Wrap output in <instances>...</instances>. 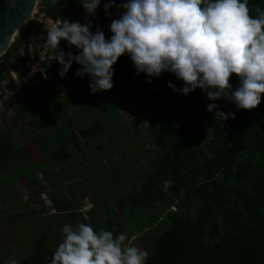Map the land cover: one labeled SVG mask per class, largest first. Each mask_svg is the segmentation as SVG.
Wrapping results in <instances>:
<instances>
[{
  "label": "trees",
  "instance_id": "obj_1",
  "mask_svg": "<svg viewBox=\"0 0 264 264\" xmlns=\"http://www.w3.org/2000/svg\"><path fill=\"white\" fill-rule=\"evenodd\" d=\"M109 2L101 0L95 16H89L80 0H57V4L42 0V5L48 17L91 23L93 32L99 26L110 38L113 19L107 20L104 8ZM122 2L126 0H116L117 6L110 9L117 17L124 11L118 7ZM248 6L255 16L256 7L264 9V0H248ZM32 25L27 22L1 56L0 72L5 64L22 67L18 48ZM40 39L38 34L36 41ZM59 48L63 49L61 45ZM71 48L73 54H78L75 46ZM61 67L57 61L43 63L15 103L16 118L0 125V186L27 178L40 188L34 174L41 167L8 139L14 127L23 124V129L28 124L30 130L25 133L35 135L32 140L49 165L64 167L79 160L82 190L98 203L82 212L75 189L67 184L69 179H75L72 169L64 170L66 176L57 175V185L49 191L54 194H47L55 213L33 223V231L26 234L31 239L30 251L16 264H50L62 240V226L85 223L88 217L95 219L92 227L96 231L103 228L114 234L126 233L129 238H142L149 231L147 264H264V94L260 105L252 110L237 109L233 102L224 99L211 101L199 88L184 95L168 87L169 82L179 89L184 86L170 72L157 78L138 75L127 53L113 65L114 87L95 94L89 87V76L75 75L81 65L73 62L64 78L58 74ZM42 71H46L47 79ZM239 82L233 74V91ZM210 103H216L225 113H235V118L215 119L214 112L207 111ZM77 105L91 114L99 111L101 116L79 127L70 112ZM130 107L134 109L126 120L120 113ZM107 119L128 124L134 133L147 136L154 145L144 153L154 160L131 174L133 188L127 186V178L131 177L129 167L141 163V157L135 154L113 166L108 187L89 190L85 184L88 174L84 176L83 170L91 163L83 146L105 154L98 167L109 163V153L100 145L90 144V140L106 131ZM117 133L122 134L121 127H117ZM13 168L17 172L9 180L7 171ZM168 180L171 186L165 190ZM4 191L0 201L12 196ZM100 191L105 194L99 195ZM36 215L22 212L17 214V220H7L32 226L27 221ZM125 220L132 225L124 224ZM40 227L41 232L36 234Z\"/></svg>",
  "mask_w": 264,
  "mask_h": 264
},
{
  "label": "clouds",
  "instance_id": "obj_2",
  "mask_svg": "<svg viewBox=\"0 0 264 264\" xmlns=\"http://www.w3.org/2000/svg\"><path fill=\"white\" fill-rule=\"evenodd\" d=\"M57 4V0H52ZM89 16H95L101 0H80ZM116 0L104 5L106 15ZM124 11L109 25L110 38L99 26L57 19L47 27L45 48L62 65L64 78L73 62L81 65L77 77H90L93 94L114 87L113 65L127 53L137 71L157 78L167 71L183 81L179 89L188 95L203 90L211 101L228 100L237 109L252 110L264 94V9L250 14L248 0H126L118 5ZM87 19V17H86ZM62 40L79 51L73 54L59 48ZM47 79L46 71H42ZM235 74L239 85L232 90ZM152 83V80L148 81ZM215 119H234L216 103L207 105ZM171 181H165V190ZM62 240L50 264H147L149 252L126 243V233L99 231L87 223L62 226ZM8 264H16L9 261Z\"/></svg>",
  "mask_w": 264,
  "mask_h": 264
},
{
  "label": "rangeland",
  "instance_id": "obj_3",
  "mask_svg": "<svg viewBox=\"0 0 264 264\" xmlns=\"http://www.w3.org/2000/svg\"><path fill=\"white\" fill-rule=\"evenodd\" d=\"M18 32L15 36H18L22 32V30H19ZM29 44L32 45L31 42H29ZM9 78V72L5 67L0 72V82H7ZM16 106L17 104H10L6 106V109L4 108V110L1 112V127L6 123L8 124L12 119L16 118L14 111V107ZM70 112L75 117L76 123L79 127L89 125L94 120L99 118V116H101V113L99 111H96L95 113L91 114L85 111L79 105H77L76 110L71 109ZM29 119L30 117L27 118V120ZM141 119L144 120L143 118ZM105 123L108 127L106 131L102 135L90 140V144L102 146L103 149L109 153V163L100 165L98 167L97 163L104 162L102 155L104 156V158H106L105 154L101 152L100 154H98L96 150L88 149L87 147L83 146V148L86 149L85 157L91 163L90 166H87L89 164H86L85 169L83 170L84 176L88 174L86 180L84 181L89 190H91L93 187L98 186L108 187V184L112 182L111 180L113 179V166L122 161H125L131 156H134V154L138 157H141V163L136 166L129 167L128 176H131L135 169L141 166L147 167L149 161L154 160V157L146 156L144 154L146 151L152 150V148L154 147L153 143L147 136L142 135L141 133H134L131 128H129L128 124L124 122H119L113 119H107L105 120ZM22 125L23 124H19L17 127H14V131L8 134V139L9 141H11V143L16 149H19L25 154H28L32 160V163H37L39 167H41L39 172H36L34 174L40 188H38L36 184H34L27 178H21L18 181H10L9 184H3L2 186H0V193L2 191L5 192L4 190H7L8 193L12 194V196L7 197L5 201H0V264L5 261H15L16 263H18L20 259L25 257L30 251L31 239L26 234L28 231H33L34 222L44 221L47 218L48 214L50 215L55 213V211L52 209L51 201L48 198L47 194H54V191H49L56 187V176L59 175L61 177L64 173V170L70 168L72 169V174L75 175L74 180H70L68 178L69 181H67V184H69V187L75 189V193L79 200L82 212L85 213L87 210H90L92 206H95L98 203L97 200L93 202L90 198L91 195H89L88 193H84L82 190L84 186L80 182L81 180L79 179V177H81L79 174L81 171V167L78 166L79 160L74 159L73 161L67 163L64 167L49 165L45 161V156H42L38 147L34 144L32 140L35 135L33 133L31 135H27L25 133V131L30 130V126H28V124H25L23 126L24 128L22 129ZM117 127H121L122 134L117 133ZM125 135H127L128 138L125 139ZM116 152H118L119 155H116ZM14 172H17L15 168H13V170L9 169L7 171V178L9 180L14 175ZM66 175L67 174H65V176ZM133 178L134 175L127 178V186H129L130 188H133ZM63 184L65 185V183ZM97 189L98 188H96V190ZM109 189H111V187L107 189V192H109ZM104 194V191H100L99 193V195L102 196ZM25 200H27V202H25ZM21 204H26V207H22ZM44 209H46V211H43ZM22 212L37 213V215L32 218V221H27V224L29 225V223L31 222L32 226H27L26 224L22 226L19 222L15 223L13 221H8L11 219L17 220V214H20ZM97 213L98 212H96L95 215ZM94 221L95 219L93 217H88L85 223L90 224L92 226ZM124 224H128L129 227L130 225H132L129 220H125ZM41 230L42 227H40L39 230L35 233L39 234ZM149 237L150 233L148 231L145 232V236H143L142 238H139L138 236L134 238L128 237L129 239L126 241V243L130 246L138 247L141 250L149 251V248L146 245V238L149 239ZM22 242H24V245Z\"/></svg>",
  "mask_w": 264,
  "mask_h": 264
},
{
  "label": "built area",
  "instance_id": "obj_4",
  "mask_svg": "<svg viewBox=\"0 0 264 264\" xmlns=\"http://www.w3.org/2000/svg\"><path fill=\"white\" fill-rule=\"evenodd\" d=\"M109 19H117L114 11H110ZM57 19H63L61 16L56 18L48 17L44 11L42 0H37L33 14L28 22H31V31L26 33L21 45L18 48V54L23 58L22 67L17 68L12 64H5L9 72V80L0 82V114L6 109V106L15 104L23 91L31 85V78L39 73L43 63L47 61H56L55 57L45 48L47 39V27L55 24ZM41 34V39L36 41V36ZM32 43V45L29 44ZM67 41L62 40L60 45L65 52H74L73 48H67ZM59 63V61H57ZM20 71H18V70ZM129 110H123L120 115L122 118L129 120L133 107Z\"/></svg>",
  "mask_w": 264,
  "mask_h": 264
},
{
  "label": "water",
  "instance_id": "obj_5",
  "mask_svg": "<svg viewBox=\"0 0 264 264\" xmlns=\"http://www.w3.org/2000/svg\"><path fill=\"white\" fill-rule=\"evenodd\" d=\"M37 0H0V58L27 24Z\"/></svg>",
  "mask_w": 264,
  "mask_h": 264
},
{
  "label": "bare ground",
  "instance_id": "obj_6",
  "mask_svg": "<svg viewBox=\"0 0 264 264\" xmlns=\"http://www.w3.org/2000/svg\"><path fill=\"white\" fill-rule=\"evenodd\" d=\"M33 11H34V10H33ZM33 11H32V13H31V15L33 14ZM31 15H30L29 19L27 20V22L30 20V18H31Z\"/></svg>",
  "mask_w": 264,
  "mask_h": 264
},
{
  "label": "crops",
  "instance_id": "obj_7",
  "mask_svg": "<svg viewBox=\"0 0 264 264\" xmlns=\"http://www.w3.org/2000/svg\"><path fill=\"white\" fill-rule=\"evenodd\" d=\"M5 68V67H4ZM20 71V70H19Z\"/></svg>",
  "mask_w": 264,
  "mask_h": 264
}]
</instances>
